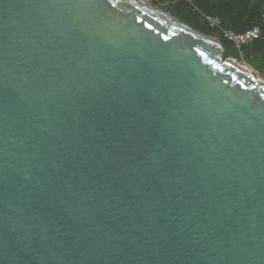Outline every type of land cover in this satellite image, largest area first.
I'll return each instance as SVG.
<instances>
[{
	"label": "water",
	"instance_id": "obj_1",
	"mask_svg": "<svg viewBox=\"0 0 264 264\" xmlns=\"http://www.w3.org/2000/svg\"><path fill=\"white\" fill-rule=\"evenodd\" d=\"M151 0H0V264H264V79Z\"/></svg>",
	"mask_w": 264,
	"mask_h": 264
},
{
	"label": "trees",
	"instance_id": "obj_2",
	"mask_svg": "<svg viewBox=\"0 0 264 264\" xmlns=\"http://www.w3.org/2000/svg\"><path fill=\"white\" fill-rule=\"evenodd\" d=\"M154 4L167 3L170 13L189 26L216 36L224 48V57L243 58L251 67L264 75V0H153ZM217 16L223 28L243 32L259 27L260 33L237 49L224 38L219 28L210 27L205 15Z\"/></svg>",
	"mask_w": 264,
	"mask_h": 264
},
{
	"label": "built area",
	"instance_id": "obj_3",
	"mask_svg": "<svg viewBox=\"0 0 264 264\" xmlns=\"http://www.w3.org/2000/svg\"><path fill=\"white\" fill-rule=\"evenodd\" d=\"M204 17L210 27L219 28L222 36L231 41L237 49H240L241 45L245 44L250 39L257 37L260 33V29L257 26L243 32H236L232 29L223 28L221 26V20L217 16L206 14Z\"/></svg>",
	"mask_w": 264,
	"mask_h": 264
},
{
	"label": "rangeland",
	"instance_id": "obj_4",
	"mask_svg": "<svg viewBox=\"0 0 264 264\" xmlns=\"http://www.w3.org/2000/svg\"><path fill=\"white\" fill-rule=\"evenodd\" d=\"M151 1H153V0H151ZM155 5H157L158 7H160L162 10H164V11H167V12H170V7L168 6V4L167 3H157V4H155ZM213 37H215L216 39H218L216 36H213ZM219 41V40H218ZM230 57H232V56H230ZM232 58H234V57H232ZM234 59H236L239 63H241V64H243V65H245V66H247L248 68H250L252 71H253V74H255V76H257V77H261L262 79H264V75L263 74H261L258 70H256V69H254L253 67H251L250 66V64H248L247 62H246V60H244L243 58H234Z\"/></svg>",
	"mask_w": 264,
	"mask_h": 264
},
{
	"label": "bare ground",
	"instance_id": "obj_5",
	"mask_svg": "<svg viewBox=\"0 0 264 264\" xmlns=\"http://www.w3.org/2000/svg\"><path fill=\"white\" fill-rule=\"evenodd\" d=\"M235 63L241 65V66H242L243 68H245L246 70H250V68H248L247 66H245V65H243V64H241V63H239L238 61H235Z\"/></svg>",
	"mask_w": 264,
	"mask_h": 264
}]
</instances>
